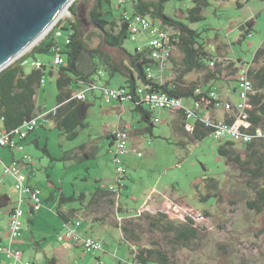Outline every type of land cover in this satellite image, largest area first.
I'll return each instance as SVG.
<instances>
[{
    "label": "rangeland",
    "instance_id": "rangeland-1",
    "mask_svg": "<svg viewBox=\"0 0 264 264\" xmlns=\"http://www.w3.org/2000/svg\"><path fill=\"white\" fill-rule=\"evenodd\" d=\"M74 1L78 2L82 37L89 48L100 47L114 56L116 61H120V57L125 58V53L107 44L101 29L88 20L91 0ZM192 5L191 0H170L166 12L200 32L198 41L211 55L207 64L212 61L216 64L210 63L209 67L189 72L188 80L201 83L207 70L216 72L217 68H220V73L229 75L231 62L240 66L239 70L243 62L252 63L255 51L264 44V0H209L203 10L204 19L190 23L183 9ZM125 6L131 13L132 2H126ZM69 7L68 12L20 57L50 35L56 36L58 44L64 49L68 38V30L64 27H70L67 21L71 18ZM113 13L115 17H119L121 8L114 6ZM107 18L111 16L108 14ZM249 20H253V28L249 35L243 37L241 26ZM147 42L148 37L141 35L136 41L127 38L124 46L134 51L135 48L142 49ZM55 53L56 50L52 49L35 53L34 57L45 63L48 71ZM34 57L27 58L24 63L28 72L35 65ZM173 60L175 62H170L172 74L166 75L164 81L176 75V68L184 67V53L178 46ZM153 71L158 74L157 80L161 81L159 68L155 66ZM97 81L99 86L105 84L119 88L125 84V77L121 73L110 77L108 72H104L102 79ZM86 91L91 103L87 125L80 129L74 139H68L53 119L43 116L57 103L56 79L46 72L41 80L35 101L37 109L41 107L44 113L37 116L36 129L30 133L24 149L20 150L22 152H16L18 157L30 156L32 168L25 171L41 189L44 204L36 211L33 222L28 218L30 213L25 214L22 231L16 236L14 247L23 250L40 264H49L47 257L51 256L57 259L54 264H119V259H132L133 245L136 248L150 247L154 243L167 252L176 264H264V210L258 212L248 207L247 201L255 198V191L247 183L249 177L242 174L239 165L228 161L218 152L223 140L216 139L211 133L202 140H193L192 133L177 128L176 125H180L178 113L168 109L154 112L153 117H158L159 121L154 124L151 133L143 129L147 123L133 110L131 102H124V107H121L117 100L107 101L98 87L94 93L91 89ZM186 100L188 103L191 101L184 99V103ZM121 119L130 134L127 140L128 151L122 156L130 177L122 179L123 185L120 186L119 202L127 210L121 212L119 217L117 202L111 205L107 197L90 202V198L97 188H118L110 151L112 145L107 134L118 127ZM138 128L139 132H135ZM43 147L47 148V152ZM245 147L236 142L235 151L244 159ZM0 155L6 158L8 152L0 149ZM5 162L6 160L0 161V192L7 191L15 199L11 183L3 172ZM214 182L218 189L211 185ZM259 182L263 184L264 179L261 178ZM61 192L66 195L84 192L86 198L83 203L75 200L61 204ZM52 193L56 197L50 199ZM213 193H217L219 197H215ZM161 194L176 202L175 207L168 201L163 202L166 206L164 210L171 214L170 219L176 224L185 221L187 215L196 220L199 228L196 239L188 244L183 243L176 239L177 233L166 230L164 226L153 227L144 215H137L141 210L155 213L161 205H154L152 200ZM12 205L11 200L0 206V234L3 237L10 235H6L5 230L7 210ZM71 208H77L71 219H81L87 235L101 240V250L90 253L80 247L62 245L59 237L65 234V222L57 210L67 213ZM127 220L132 221L131 226L135 229L138 240L127 241L117 226L126 224ZM146 264L159 263L150 261Z\"/></svg>",
    "mask_w": 264,
    "mask_h": 264
},
{
    "label": "trees",
    "instance_id": "trees-1",
    "mask_svg": "<svg viewBox=\"0 0 264 264\" xmlns=\"http://www.w3.org/2000/svg\"><path fill=\"white\" fill-rule=\"evenodd\" d=\"M169 1L124 0L121 2L119 0H91L87 18L91 23L101 29L104 41L107 44L121 49L125 53L126 57H120V61H116L114 56L101 50L100 47L89 48L88 43L82 37V21L79 20L78 2L74 1L69 7L71 18L67 19L70 27H64V29L68 30V38L66 39L64 49L58 44L56 36H47L45 40L34 46L30 52L0 71V119L3 118V125L6 130L10 131L23 126L26 122L31 121L32 118L39 115L35 101L37 89L45 73L48 72L52 76L55 71L54 69H57L55 71L57 74V103L54 109L50 110L46 116L53 119L55 125L68 139H74L79 134L80 129L87 125L86 119L89 106L91 105L88 99L77 98L76 93L85 85L93 86L96 84V76L101 75L100 72L103 68V71L108 72L110 77L116 73L127 76L126 83L122 86L130 89L131 98L129 101L133 104V110L141 116L142 121L147 123L146 128L143 129L151 133L154 124L157 123L155 122L156 116L153 117L156 110L154 111L147 107L137 93L136 88L142 83L147 84L149 86L148 90L150 91L167 92L191 100L189 103L186 100L187 103L185 102V105L187 106H192L193 101L200 99H202V102L200 101L202 107L206 109L216 106L215 100L207 96L211 88L204 89L201 84L206 83L212 77H217L218 74H221V70L220 68H217L216 72L207 70L201 83L196 80H187V74L189 72L195 69L200 70L209 67L211 62L207 64V60H209V56L211 55L204 48V45L198 41L200 32L197 29L167 14L166 11ZM126 2H132V14L140 13L148 15L153 20L159 21L160 24L169 27L173 31L171 33V43L174 47L173 54L169 60L175 62L173 58L175 56L176 46L184 53V67L176 68V75L174 77L163 82L148 79L146 68L152 63V60L148 57L149 48L144 46L143 49L135 48L134 51H130L124 46V41L130 35L129 22L123 17L126 11L129 12L125 6ZM191 2L193 3L192 6L183 9L186 19L190 23L203 20V10L208 5L209 0H191ZM238 5L242 6V3L238 2ZM114 6L121 8L119 17H115L113 13ZM108 14L111 18H107ZM241 28L244 31L242 34L243 37L249 35L253 28V20L247 21ZM52 49H55L56 53L64 56V63L61 65L53 64L51 67L49 66L51 69L47 71V66L41 62L37 64L38 59L34 56L35 53H42ZM87 55L89 56L88 58ZM29 57H34L33 62L35 66L28 72L25 69L24 63ZM232 63L229 65L230 75H235L236 77L241 69L247 67L248 76L253 82V92L249 96L248 106L245 109L249 115L247 120L250 122V128L258 124H263L264 44L255 51L252 63L249 62L246 64L243 62L240 70L239 66ZM214 64L216 63L213 62L212 65ZM197 89H202L203 93L197 94ZM171 111L178 113L180 125H176L177 128L192 133L193 140H202L206 135L212 133L213 128L207 126L205 121L197 115V112V116L193 118V122L187 119L186 106L178 107ZM234 118L233 113H231L227 121L233 122ZM121 128L127 130L126 127ZM139 130L138 128L135 132H139ZM107 137L111 140L112 144V133L108 134ZM35 143L39 146L37 141ZM235 146L236 142L225 141L219 145L218 152L222 156H225L228 161L237 163L242 174L249 177L247 183L254 189L256 196L248 200L247 205L250 209L261 212L264 210V183L261 184L259 180L261 178L264 179V138L245 144V159L242 158L240 153L235 151ZM43 150L47 152L46 147H43ZM210 180L214 181L213 179ZM210 180L208 185H210ZM211 185L218 189L217 183L214 182ZM119 190L120 186L116 191L97 188L92 192L90 202L99 201L103 197H107L111 205H115L117 202V212L120 217V213L126 211L127 208L119 202ZM52 194L50 199H53ZM213 195L219 197L217 193H213ZM85 198L86 194L84 192L79 194L73 193L71 195H66L61 192L59 201L61 204L75 200H80L83 203ZM4 199L9 200V197L3 195L0 198V206L3 205ZM76 211L77 208H71L67 213L61 209L57 210L58 215L65 223L75 220L71 218L74 217ZM137 215L140 217L144 215V218L153 227L158 228L164 226L166 230L177 233L176 239L183 243L188 244L198 237L199 228L192 216L187 215L185 221L176 224L170 219L171 214L162 209H158L155 213L148 210H141ZM131 224V220H127L126 224H117L124 233V238L129 242L130 240H138L137 233ZM134 247L133 245L131 251L133 261L136 260L142 264L150 261L159 264H176L171 260L170 255L156 243L150 247ZM54 263H56L55 258L49 259V264Z\"/></svg>",
    "mask_w": 264,
    "mask_h": 264
},
{
    "label": "built area",
    "instance_id": "built-area-1",
    "mask_svg": "<svg viewBox=\"0 0 264 264\" xmlns=\"http://www.w3.org/2000/svg\"><path fill=\"white\" fill-rule=\"evenodd\" d=\"M124 1V0H119ZM125 20L129 22V38L132 41L138 40L141 35L148 37V42L144 45L149 48L148 57L152 60V63L146 68L148 79H155L152 72L154 64H160L161 66L169 61L173 54L174 45L171 43V33L173 32L169 27L161 26L159 21L153 20L148 15L132 14L126 11L123 14ZM69 41V40H68ZM143 49V48H142ZM64 63V56L60 53H56L53 59L54 65H61ZM213 64V61L211 62ZM101 73V72H100ZM236 80L238 81V93L239 101H224L222 96L215 90H210L207 94L209 98L215 100L216 106H223L227 111L233 113L234 121H218L210 118H206L199 114V111L203 108L201 105L202 99L193 101L192 106H187L184 103V98L181 96H175L167 92H157L148 90L149 86L145 83L140 84L136 91L140 98L144 101V104L152 110L168 109L173 110L178 107H187V119L191 120L197 115L205 121L207 126L213 128L212 135L216 139L225 141H234L241 144H248L255 140L264 138V123L258 124L250 128V122H248V112L245 111L248 106V100L250 94L253 92V82L248 76L247 67L241 69L237 74ZM101 89V95L107 100H119L122 102L129 101L131 98L130 89L125 86L119 88H112L106 85L99 86L94 84L93 86L85 85L76 93V97L85 99L87 89ZM197 94L203 93L202 89L196 90ZM204 100V98H203ZM201 101V102H200ZM197 112V115H196ZM37 117L32 118L31 121L26 122L23 126L17 127L13 130H6L3 125V118L0 119V148H10L13 150H23L24 140L28 135L36 128ZM159 118H155V122H158ZM129 133L127 130L118 128L113 132L112 141V162L115 168L117 187L122 186V179L128 175V169L123 162V154L128 150L127 140ZM138 155H141L139 152ZM30 156H24L21 160H12L9 163H5L3 166V172L6 176L13 178L14 189L17 194V198L11 208L8 229L10 232V241L16 238L22 231L24 224V216L28 212L30 215L43 206L41 189L32 184L29 181L28 173L25 171V166L29 164ZM118 188L111 186V190L116 191ZM168 203H170L168 201ZM171 204V203H170ZM172 205V204H171ZM175 207V206H174ZM170 208V206H168ZM159 209H166V206ZM167 211V210H165ZM196 222V220H195ZM82 221L81 219L71 220L65 223V235L74 244L80 246L82 250L90 253H96L103 248V244L100 239L91 235H84L81 232ZM0 254L4 255V260L0 261L1 264H38L31 259L24 258V252L13 246L12 242H5L0 240ZM133 264H142L139 261L134 260Z\"/></svg>",
    "mask_w": 264,
    "mask_h": 264
},
{
    "label": "water",
    "instance_id": "water-1",
    "mask_svg": "<svg viewBox=\"0 0 264 264\" xmlns=\"http://www.w3.org/2000/svg\"><path fill=\"white\" fill-rule=\"evenodd\" d=\"M74 0H0V71L17 60Z\"/></svg>",
    "mask_w": 264,
    "mask_h": 264
},
{
    "label": "crops",
    "instance_id": "crops-1",
    "mask_svg": "<svg viewBox=\"0 0 264 264\" xmlns=\"http://www.w3.org/2000/svg\"><path fill=\"white\" fill-rule=\"evenodd\" d=\"M41 61H39V59H38V62H37V64L38 63H40ZM170 62H171V60H169V61H167L165 64H163L162 66L160 65V64H154L153 65V67H152V69L155 67V66H157L158 68H159V75H160V77H161V81H158L157 80V75L158 74H156L153 70H152V72H153V74H154V76H155V81H158V82H163L164 80H163V78L166 76V75H168V76H170L171 74H172V64H170ZM42 63V62H41ZM34 64V63H33ZM43 64H45V63H43ZM46 65V64H45ZM53 65V61H52V63H50V67ZM35 66V65H34ZM33 66V67H34ZM47 66V65H46ZM237 66V65H236ZM49 67V69H51ZM240 67V66H239ZM123 75V74H122ZM52 76H54L55 77V79H56V77H57V74H56V72L54 71V74L52 75ZM104 76V71L103 70H101V75L100 76H96V78L97 79H102V77ZM124 77H125V83H126V79H127V76H125V75H123ZM188 80V79H187ZM96 83H97V85L98 84H100L98 81H96ZM102 84V83H101ZM103 85H105V84H103ZM102 85V86H103ZM124 85V84H123ZM120 86H122V85H120ZM238 81L236 80V77H235V75H226V73L225 72H223V73H221V74H218L217 75V77L215 76V77H212L211 79H209V81H207L206 83H204L203 85H202V88H204V89H208V88H211V89H213V90H215L217 93H219L221 96H222V98L224 99V101H232V102H238L239 101V93H238ZM99 89V88H98ZM92 90V92L93 91H95V89H91ZM101 90V89H100ZM94 93V92H93ZM101 93V92H100ZM85 96H86V98L85 99H88V97H87V92H86V94H85ZM94 96H95V94H94ZM119 104H120V106L121 107H124L123 105V103L124 102H130V101H124V102H119V101H117ZM52 109H54V108H52ZM51 109V110H52ZM37 111H38V113H39V115L40 114H42V113H44L42 110H41V107L39 108V110L37 109ZM50 110H48V112H49ZM48 112L46 111V113H44L43 114V116L45 117L47 114H48ZM199 114H201L202 116H204V117H208V118H210V119H214V120H218V121H227L229 118H230V116H231V112H229V111H227L223 106H214L213 108H210V109H206V108H202L200 111H199ZM47 117V116H46ZM121 127H127L125 124H123V120L121 119V122L119 123V125H118V127L116 128V129H118V128H121ZM36 129V128H35ZM34 129V130H35ZM116 129H114V130H112V131H110L108 134H111L112 133V135H113V132L116 130ZM33 130V131H34ZM32 134V133H31ZM31 134H29L28 135V137H27V139L31 136ZM107 134V135H108ZM27 139H25L24 140V144L26 145V142H27ZM110 144H111V140H110ZM0 149H5L7 152H8V156L6 157V158H4V157H2L1 155H0V161H3V160H6V162L5 163H8V162H11L12 160H14V159H16V160H21V159H23V156L21 157V156H19L18 157V152H22V151H20V150H13V149H10V148H0ZM16 151H18V152H16ZM128 151V150H127ZM139 153V152H138ZM137 153V154H138ZM141 153V152H140ZM4 163V164H5ZM25 168V170L26 169H31L32 168V165H31V162H29V164H27V166H25L24 167ZM6 176V175H5ZM8 178V181H10V187H11V189H12V192L14 193V196H15V199H12L11 198V195L7 192V191H2V192H0V198H2V196L3 195H7L8 197H9V200H7V199H4V202H3V204H8L11 200L13 201V204H14V202H15V200H16V198H17V194H16V191H15V189H14V185H13V183H14V180H13V178H11V177H9V176H7ZM28 177H29V181L32 183V184H34L32 181H31V178H30V176H29V173H28ZM127 177V176H126ZM130 176H129V170H128V177L127 178H129ZM36 185V184H35ZM56 197V195H55V193H53L52 194V198H55ZM176 200V199H175ZM153 204L154 205H158V203L161 205V207L160 208H163L164 207V205H163V202L164 201H169L173 206H177V204H176V202L172 199V198H170L169 196H166L165 194H161L159 197H157V198H153ZM162 203V204H161ZM13 206V205H12ZM12 206L7 210V215H6V217L8 216V218H7V226H6V235H8V234H10V232H9V229H8V225H9V217H10V212H11V208H12ZM35 213L36 212H34V213H32L31 215H30V217H28L29 218V221H32L33 222V220H34V216H35ZM81 232H82V234H84V235H87V231L85 230V228L83 227V226H81ZM64 231H65V224H64ZM5 235V236H6ZM10 235L8 236V237H3L1 234H0V240L3 242V241H5V242H12V244L14 243V241H15V238L14 239H12L11 241H10ZM6 239H9L8 241H6ZM59 240L62 242V245L64 246V247H71L72 245L74 246V247H80V246H78V245H76V244H74L69 238H67L66 237V235L65 234H63V235H60V237H59ZM36 245L39 247V244L36 242ZM17 248V247H16ZM40 248V247H39ZM81 248V247H80ZM23 251V250H22ZM24 252V251H23ZM24 258L25 259H31L32 261H34V262H36V263H38L37 261H36V259H34L33 257H31V256H29L28 254H26L25 252H24ZM51 258H55L54 256H51V257H47V262L49 263V259H51ZM98 258H101V256H98ZM56 259V258H55ZM4 260V255L3 254H0V261H3ZM56 262H57V259H56ZM118 262H119V264H124V263H130V264H133V259H131V260H126V261H123L122 259H119L118 260ZM1 264V263H0ZM38 264H40V263H38Z\"/></svg>",
    "mask_w": 264,
    "mask_h": 264
},
{
    "label": "bare ground",
    "instance_id": "bare-ground-1",
    "mask_svg": "<svg viewBox=\"0 0 264 264\" xmlns=\"http://www.w3.org/2000/svg\"><path fill=\"white\" fill-rule=\"evenodd\" d=\"M69 5H70V3L68 4V5H66L63 9H62V11L60 12V14L58 15V17H57V19L55 20V22L52 24V25H50L49 26V28H47L36 40H35V42L31 45V46H33L34 44H36V42L37 41H39L40 39H41V37H43L46 33H47V31L59 20V18H61L66 12H68V7H69ZM30 46V47H31ZM29 47V48H30ZM28 48V49H29ZM26 51V50H25Z\"/></svg>",
    "mask_w": 264,
    "mask_h": 264
}]
</instances>
